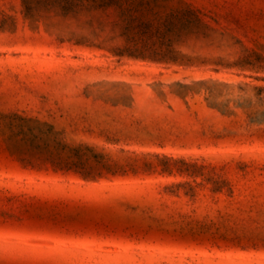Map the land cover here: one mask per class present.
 Segmentation results:
<instances>
[{"label": "rangeland", "instance_id": "rangeland-1", "mask_svg": "<svg viewBox=\"0 0 264 264\" xmlns=\"http://www.w3.org/2000/svg\"><path fill=\"white\" fill-rule=\"evenodd\" d=\"M0 264H264V0H0Z\"/></svg>", "mask_w": 264, "mask_h": 264}, {"label": "trees", "instance_id": "trees-1", "mask_svg": "<svg viewBox=\"0 0 264 264\" xmlns=\"http://www.w3.org/2000/svg\"><path fill=\"white\" fill-rule=\"evenodd\" d=\"M39 1H42L46 4H51V5L58 4V5H62L65 7H72V6L81 5L84 0H39ZM91 1L95 2L96 0H91ZM25 2L30 3V0H25Z\"/></svg>", "mask_w": 264, "mask_h": 264}]
</instances>
